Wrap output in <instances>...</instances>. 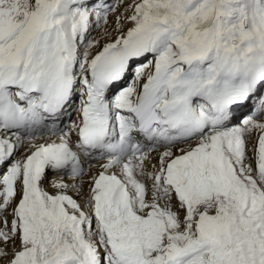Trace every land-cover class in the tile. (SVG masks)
Segmentation results:
<instances>
[{"label": "snow or ice", "instance_id": "snow-or-ice-1", "mask_svg": "<svg viewBox=\"0 0 264 264\" xmlns=\"http://www.w3.org/2000/svg\"><path fill=\"white\" fill-rule=\"evenodd\" d=\"M0 264H264V0H0Z\"/></svg>", "mask_w": 264, "mask_h": 264}, {"label": "rangeland", "instance_id": "rangeland-1", "mask_svg": "<svg viewBox=\"0 0 264 264\" xmlns=\"http://www.w3.org/2000/svg\"><path fill=\"white\" fill-rule=\"evenodd\" d=\"M96 34H98V33H94V35H96Z\"/></svg>", "mask_w": 264, "mask_h": 264}]
</instances>
